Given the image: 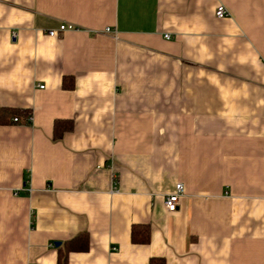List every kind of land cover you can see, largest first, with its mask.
<instances>
[{
    "label": "crops",
    "instance_id": "0c3cea01",
    "mask_svg": "<svg viewBox=\"0 0 264 264\" xmlns=\"http://www.w3.org/2000/svg\"><path fill=\"white\" fill-rule=\"evenodd\" d=\"M0 106V264H264V0H0Z\"/></svg>",
    "mask_w": 264,
    "mask_h": 264
},
{
    "label": "trees",
    "instance_id": "16d2710c",
    "mask_svg": "<svg viewBox=\"0 0 264 264\" xmlns=\"http://www.w3.org/2000/svg\"><path fill=\"white\" fill-rule=\"evenodd\" d=\"M73 78L65 76L63 78L64 87L73 86ZM29 109H21L15 107L0 106V123H10L13 117H17L18 121L28 122L31 116ZM73 128V121L71 119H56L54 122V135L55 140L63 137V133ZM131 228V241L137 244L149 243L151 239V225L148 223H135ZM89 234L87 231H82L66 240L58 249V264H68V256L72 251H85L89 247ZM149 264H166L164 257H152Z\"/></svg>",
    "mask_w": 264,
    "mask_h": 264
},
{
    "label": "built area",
    "instance_id": "2783aa9c",
    "mask_svg": "<svg viewBox=\"0 0 264 264\" xmlns=\"http://www.w3.org/2000/svg\"><path fill=\"white\" fill-rule=\"evenodd\" d=\"M229 12L230 11H228V9L226 8V6L224 4H219V6H217L216 11H215L216 15L219 18H223V17L227 16L229 14ZM73 27L74 26H72V25L63 24V25H61L60 30H65V29H69V28H73ZM106 30L110 31V28H106ZM49 33L51 35H55L56 31L51 30ZM165 37L170 38V34H165ZM31 118L32 117L29 116L28 120H31ZM13 119H14V121H18L17 117H14ZM184 191H185V189H184L183 183L179 182L176 185L175 191L168 194L165 197V199H166L165 205L169 211H175L176 209H178L179 199H180V196H182V194L184 193Z\"/></svg>",
    "mask_w": 264,
    "mask_h": 264
},
{
    "label": "water",
    "instance_id": "95a60500",
    "mask_svg": "<svg viewBox=\"0 0 264 264\" xmlns=\"http://www.w3.org/2000/svg\"><path fill=\"white\" fill-rule=\"evenodd\" d=\"M56 244H57V245H59V244H60V242L58 241V242H56Z\"/></svg>",
    "mask_w": 264,
    "mask_h": 264
}]
</instances>
